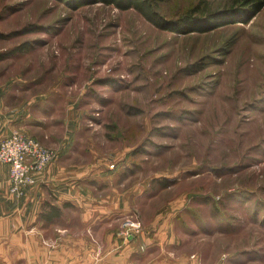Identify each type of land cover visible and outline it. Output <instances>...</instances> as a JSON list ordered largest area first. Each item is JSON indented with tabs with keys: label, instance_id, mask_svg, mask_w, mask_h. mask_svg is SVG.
<instances>
[{
	"label": "rangeland",
	"instance_id": "1",
	"mask_svg": "<svg viewBox=\"0 0 264 264\" xmlns=\"http://www.w3.org/2000/svg\"><path fill=\"white\" fill-rule=\"evenodd\" d=\"M198 3L160 0L158 12L177 22ZM0 85L10 127L0 147L22 137L51 153L39 170L25 158L21 179L0 159L10 196L38 187L52 165L67 167L74 192L116 197L123 243L126 221L152 240L181 205L213 264L226 255L264 264V8L246 24L184 34L103 3L0 0ZM28 98L36 103L20 130Z\"/></svg>",
	"mask_w": 264,
	"mask_h": 264
},
{
	"label": "crops",
	"instance_id": "2",
	"mask_svg": "<svg viewBox=\"0 0 264 264\" xmlns=\"http://www.w3.org/2000/svg\"><path fill=\"white\" fill-rule=\"evenodd\" d=\"M33 103L29 99L20 105L24 112L14 119L20 130L31 122ZM5 110L0 85V140L8 133ZM73 171L54 164L38 187L16 199L9 195L8 168L0 164V264H19L22 252L29 264H213L210 250L194 243L198 232L192 229L189 215L182 214L181 205L151 234L152 240L147 234L124 243L116 239V197L98 200L74 192L65 182ZM53 208L60 212L55 219ZM67 212H80V219ZM177 223L180 231L175 229ZM262 254L257 251V261L264 258ZM230 257L225 256V264L234 258ZM241 257L236 261L240 263Z\"/></svg>",
	"mask_w": 264,
	"mask_h": 264
},
{
	"label": "trees",
	"instance_id": "3",
	"mask_svg": "<svg viewBox=\"0 0 264 264\" xmlns=\"http://www.w3.org/2000/svg\"><path fill=\"white\" fill-rule=\"evenodd\" d=\"M71 8L86 4L103 3L120 10L134 9L157 28L169 31H181L184 34L205 33L231 23L246 24L264 8V0H230V5L219 10H212L210 3L199 0L189 14L176 21L164 18L158 12L160 0H66ZM177 27H176V26ZM179 33V32H178ZM58 209L52 210L51 217H59Z\"/></svg>",
	"mask_w": 264,
	"mask_h": 264
},
{
	"label": "built area",
	"instance_id": "4",
	"mask_svg": "<svg viewBox=\"0 0 264 264\" xmlns=\"http://www.w3.org/2000/svg\"><path fill=\"white\" fill-rule=\"evenodd\" d=\"M30 157H34L36 161L32 166L33 170H39V168L41 169L42 166L50 161L51 153L45 149H41L37 143L28 141L22 137L13 138L8 143H3L0 147V159L5 162H14V168L20 179L26 171V169L22 167L23 161L25 158ZM26 178V182L32 183L31 178L28 176ZM124 229L125 238L128 240L139 235L141 232V225L132 221H126Z\"/></svg>",
	"mask_w": 264,
	"mask_h": 264
}]
</instances>
